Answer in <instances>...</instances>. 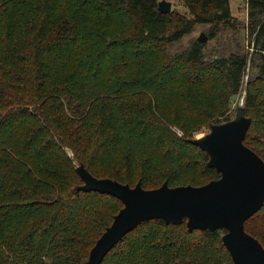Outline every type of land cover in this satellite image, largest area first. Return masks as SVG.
Instances as JSON below:
<instances>
[{"label": "trees", "instance_id": "obj_1", "mask_svg": "<svg viewBox=\"0 0 264 264\" xmlns=\"http://www.w3.org/2000/svg\"><path fill=\"white\" fill-rule=\"evenodd\" d=\"M159 1L0 0V264L87 261L123 204L75 191L80 164L146 190L218 179L189 140L230 120L246 76L244 144L264 160L250 115L264 101V0H244V21L231 0H181L187 14ZM198 25L217 46L174 49ZM245 230L264 247V206ZM225 232L144 221L101 264H234Z\"/></svg>", "mask_w": 264, "mask_h": 264}, {"label": "water", "instance_id": "obj_2", "mask_svg": "<svg viewBox=\"0 0 264 264\" xmlns=\"http://www.w3.org/2000/svg\"><path fill=\"white\" fill-rule=\"evenodd\" d=\"M158 11L171 12V2L160 0ZM207 40L203 33L197 42ZM251 118L245 107L233 119L211 124L209 132L190 139L208 156V166L220 177L203 186L146 190L112 179L95 178L83 164L76 171L83 184L75 191L98 192L118 198L123 207L90 250L84 264H101L104 257L144 221L160 219L166 224H186L188 230H225L222 241L234 264H264V247L246 232L245 222L264 206V160L244 144Z\"/></svg>", "mask_w": 264, "mask_h": 264}, {"label": "rangeland", "instance_id": "obj_3", "mask_svg": "<svg viewBox=\"0 0 264 264\" xmlns=\"http://www.w3.org/2000/svg\"><path fill=\"white\" fill-rule=\"evenodd\" d=\"M169 2H171V11H177L179 13H184L187 14V9L186 7L183 5V2L181 0H167ZM230 6H231V11L232 14L237 17L238 19H240L241 21H244L246 18V11H245V1L244 0H231L230 2ZM208 27L207 26H203V25H198L195 27L194 31L187 37H185L180 43H178L174 49L180 50V49H184L185 47L188 46L189 42H191L193 39H198L200 37V35L203 33L204 35H206V31H207ZM245 40L247 39L245 36V33L243 34ZM208 42V48H212L217 46V42L216 41H206ZM245 44L247 45V41H245ZM156 55V54H155ZM148 61H151L153 59V55H149V58L147 56ZM159 60V58H156L155 60ZM152 62V61H151ZM216 79V78H214ZM247 82H248V77H245V81L243 84V89L242 92L238 95V96H234L231 98L230 100V104H229V108L228 111L225 113V117L227 116L230 120L234 118L235 116V112L236 109L238 108V106L242 105L244 106L245 103V95H246V88H247ZM217 90H219L218 86H216ZM262 89V88H261ZM259 112L261 114L258 113V115L253 111L250 110V115L253 116L254 118V126L252 128V135L253 137L256 136L258 137V135L262 132H264V116L262 114V112L264 113V104L262 101V97H259ZM218 103V102H216ZM219 106H222L224 108L227 107V102H224L222 104L219 103V105L217 106V108ZM217 111V110H215ZM209 127L210 126H204L201 128V130L196 134V137H200L202 135H205L209 132ZM172 130L177 134V135H181L182 132L176 128V127H172ZM67 154L69 157H72V152L70 149H67ZM74 165L76 166L77 163H74Z\"/></svg>", "mask_w": 264, "mask_h": 264}]
</instances>
